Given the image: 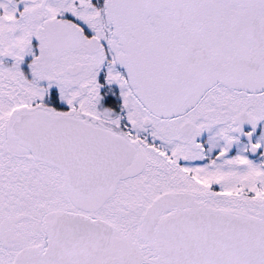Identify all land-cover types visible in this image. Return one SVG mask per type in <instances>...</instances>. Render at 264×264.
Masks as SVG:
<instances>
[{"label": "snow or ice", "instance_id": "6c2138e0", "mask_svg": "<svg viewBox=\"0 0 264 264\" xmlns=\"http://www.w3.org/2000/svg\"><path fill=\"white\" fill-rule=\"evenodd\" d=\"M0 264H264V0H0Z\"/></svg>", "mask_w": 264, "mask_h": 264}]
</instances>
